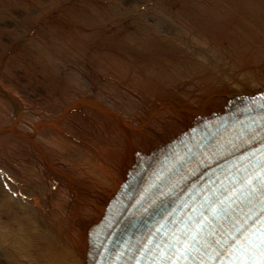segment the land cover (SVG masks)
Here are the masks:
<instances>
[{"label": "bare ground", "instance_id": "obj_1", "mask_svg": "<svg viewBox=\"0 0 264 264\" xmlns=\"http://www.w3.org/2000/svg\"><path fill=\"white\" fill-rule=\"evenodd\" d=\"M129 1L133 10L0 0V20L34 12L0 40V264H90L92 240L125 211L116 198L143 160L168 152L138 175L133 209L165 176L164 190L186 181L187 168L171 173L189 149L173 146L200 120L264 98V0H146L135 14ZM84 2L99 11L69 6ZM57 22L73 34L39 38ZM197 42L228 52V66L196 59ZM241 133L200 158L230 151Z\"/></svg>", "mask_w": 264, "mask_h": 264}, {"label": "snow or ice", "instance_id": "obj_2", "mask_svg": "<svg viewBox=\"0 0 264 264\" xmlns=\"http://www.w3.org/2000/svg\"><path fill=\"white\" fill-rule=\"evenodd\" d=\"M249 164L251 165V161ZM245 181H247L246 189L251 199H255L258 192L264 194V161L257 162L252 172L239 177L236 183ZM254 216L255 214L247 217L241 227L220 234V238L215 240L214 247L209 245L206 239L201 243L199 236L188 239L184 238L187 234L180 238L173 237V242L164 248L165 256L162 257L161 264H170L171 255L177 253L181 244L187 245L182 252H179V257L185 261V264L188 260L195 259L201 252H204L206 256L223 260L225 264H264V222H261L259 226H249L248 221L253 220ZM255 218L259 219V217ZM209 248L211 251H208ZM157 252H160V248H157Z\"/></svg>", "mask_w": 264, "mask_h": 264}, {"label": "rangeland", "instance_id": "obj_3", "mask_svg": "<svg viewBox=\"0 0 264 264\" xmlns=\"http://www.w3.org/2000/svg\"><path fill=\"white\" fill-rule=\"evenodd\" d=\"M121 1L123 2L124 6L126 8L132 9V10L134 9V7H131V4H130L131 1H129V0H121ZM44 2L46 4L49 3L48 0H44ZM84 3L85 4L79 5L78 7H76L75 5H72L71 3L69 6L71 8L77 9L78 10L77 15H79L82 12L83 13L84 12H98L99 11L98 7H103L105 9L109 10L110 7H112L113 5L119 4V0H99V2L97 3L98 7H97V5L95 7H94V5H90L89 2H84ZM133 5H135V4L133 3ZM150 5L151 4L148 3L146 0H137V9L134 11L133 14L139 13L140 10L141 11H143L145 9L147 10ZM83 6L88 7V9L86 11H83L82 9H86V7H83ZM79 9H81L80 11H82V12H80ZM33 14H34V12L27 13L25 9L5 11V13L3 14V17L0 20V32L4 31V33H1V35H0V40L3 43H6V42H9V40L11 38L8 33L20 34L23 31V29H25V27L27 28V25L29 23V19L31 17H33L32 16ZM74 19H75V17H73L71 22H73V24L74 23L79 24V20L77 19L78 21H74ZM71 22H69V24ZM59 34L61 36H63V34L70 36L73 33L70 34L69 30H66V28L63 27L62 22H57V23H53L52 26L46 25V30L42 29V31H40L39 38L42 37L44 40L47 39V41H50L53 39V37L56 38L57 36H59ZM197 47L200 48L199 49L200 52L196 51L195 53H197V54L196 55L193 54L196 57V59H198L200 61L203 60V63L204 62L208 63L209 61L208 60L205 61L204 59L209 58L211 61L213 60L212 62L216 66V68L225 67L224 65L226 64V61H228L226 58V56H228V52H226L225 54L223 53L224 56H223V54L218 55V53H216V51H213L210 48H207V46H205V44H202L200 42H197ZM232 50L236 51V48L233 47ZM200 54H202V55H200ZM223 61L225 64L223 63ZM226 66H228V62L226 64Z\"/></svg>", "mask_w": 264, "mask_h": 264}]
</instances>
